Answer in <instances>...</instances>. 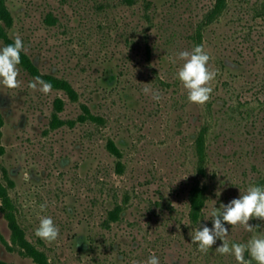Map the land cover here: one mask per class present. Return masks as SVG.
I'll return each instance as SVG.
<instances>
[{"label": "rangeland", "instance_id": "1", "mask_svg": "<svg viewBox=\"0 0 264 264\" xmlns=\"http://www.w3.org/2000/svg\"><path fill=\"white\" fill-rule=\"evenodd\" d=\"M7 3L13 41L19 33L23 52L42 73L68 79L79 92L74 101L54 87L47 95L33 91L28 83L36 76L22 63L19 88L0 84V179L26 237L49 264H143L151 253L159 264L170 256L174 264H237L215 252L221 240L204 253L189 233L199 223L211 228V210L249 185L264 186V0H228L212 21L206 16L215 0ZM7 44L0 40V47ZM196 45L204 46L209 68L218 73L204 105L190 103L176 77L183 63L177 54ZM146 86L162 99L146 95ZM83 104L103 120L80 121ZM54 113L65 122L54 126ZM202 132L204 173L197 146ZM111 139L121 157L110 151ZM194 184L207 194L198 221L190 216ZM118 205L121 218L114 220L110 211ZM3 206L0 197L7 241L0 240V257L40 264L13 242ZM38 215L59 227L56 241L35 235ZM249 223L259 225L254 233L225 224L229 243L264 233V220Z\"/></svg>", "mask_w": 264, "mask_h": 264}, {"label": "clouds", "instance_id": "2", "mask_svg": "<svg viewBox=\"0 0 264 264\" xmlns=\"http://www.w3.org/2000/svg\"><path fill=\"white\" fill-rule=\"evenodd\" d=\"M23 50L24 44L19 33L14 35L13 43L0 47V84L8 89H16L21 86V81L18 79L20 75L18 65L21 63L20 53ZM177 58L183 63L178 68L176 77L186 90L188 101L198 105L206 104L213 92L210 82L215 79L218 73L209 68L210 56L204 50V46L196 45L191 51H181L177 54ZM169 59L173 63L176 62L172 57ZM28 87L45 95L52 90V85L41 79L40 76H36L30 81ZM143 92L146 95L151 94V98L157 102L162 99L160 92L149 86L144 87ZM24 178L25 180L31 179L28 173H25ZM39 207L40 212H44L47 202ZM207 219L212 221L211 228L199 223L189 233L191 243L197 244L199 251L207 253L219 239L222 244L215 248L216 253L234 256L237 264H253V262L264 264V233L252 235L246 243H229L226 239L229 231L225 227V224L231 226L239 224L248 232H255L259 225L254 226L249 221L252 219L264 220V186L249 185L244 192H240L238 198H233L227 204H221L218 209L213 208ZM38 220L35 235L46 242L56 241L60 235V229L52 217L38 215ZM245 253L248 254L247 259ZM174 262L175 258L170 256L168 264H174ZM143 264H159V258L155 253H151Z\"/></svg>", "mask_w": 264, "mask_h": 264}, {"label": "trees", "instance_id": "3", "mask_svg": "<svg viewBox=\"0 0 264 264\" xmlns=\"http://www.w3.org/2000/svg\"><path fill=\"white\" fill-rule=\"evenodd\" d=\"M228 0H215L214 6L209 10L206 16V21H212L218 17L226 8ZM14 17L12 15L11 9L7 3V0H0V40L4 39L6 43H13V39L10 37L7 27L13 24ZM21 63L23 66L33 75L42 77L46 82L50 83L52 87L57 89H62L66 91L69 97L76 101L79 100V92L75 86L64 77H59L52 74L42 73L40 68L34 63V61L23 51L20 53ZM61 102L62 99H61ZM83 113L78 117L80 121H102L103 118L92 111V109L87 104L82 105ZM53 125L62 124L65 121L60 119L57 113H54ZM4 123V117L0 111V133L1 127ZM202 132L197 140L198 153L200 157V170L202 173L205 172V160L207 156L206 152V139ZM108 147L118 157L122 156V151L114 140H110ZM3 147L0 145V153L3 152ZM0 197L3 199L4 206L6 210V216L9 220L12 229V240L14 243L18 244L21 249L24 250L28 255L32 256L40 264H49L48 258L45 252L39 249L35 244L30 242L26 237V233L22 225L20 224L16 207L12 201L9 194L8 186L5 185L0 179ZM207 194L204 186L200 184H194L190 190V202L191 210L190 216L194 221H198L203 216V210L206 204ZM122 205L116 206L110 211L111 218L114 220H119L121 218ZM0 240L7 242L3 234L0 232ZM0 264H14L0 257Z\"/></svg>", "mask_w": 264, "mask_h": 264}, {"label": "flooded vegetation", "instance_id": "4", "mask_svg": "<svg viewBox=\"0 0 264 264\" xmlns=\"http://www.w3.org/2000/svg\"><path fill=\"white\" fill-rule=\"evenodd\" d=\"M118 145V144H117Z\"/></svg>", "mask_w": 264, "mask_h": 264}]
</instances>
